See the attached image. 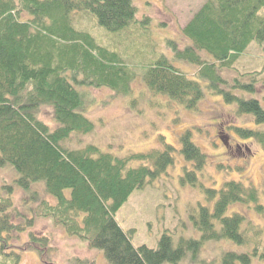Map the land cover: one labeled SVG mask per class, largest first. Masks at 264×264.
Instances as JSON below:
<instances>
[{
    "label": "trees",
    "instance_id": "1",
    "mask_svg": "<svg viewBox=\"0 0 264 264\" xmlns=\"http://www.w3.org/2000/svg\"><path fill=\"white\" fill-rule=\"evenodd\" d=\"M262 10L264 0H205L182 28L188 44L178 48L167 41L173 58L160 53L143 64L145 85L185 108H196L204 95L202 85L172 63L173 59L186 60L199 67L198 76L208 81L213 93L235 101L238 113H252L264 125L259 100L221 88L224 79L218 71L232 67L253 40L264 41ZM136 12L133 0H0V168L14 169L18 189L33 198L32 186L42 183L55 203L41 201L39 214L90 247L102 249L110 264H177L188 254L198 264H219L197 258L200 247L209 240L247 241L242 228L244 213L227 212L235 203L253 204L262 212L257 187L229 180L219 190L206 188V199L214 201L211 209L199 206L194 221L201 232L199 239L180 237L174 243L170 234L163 233L156 247L134 246L114 215L133 191L166 172L174 163L176 148L164 143L162 149L118 157L91 144L82 148L64 144L72 133L86 134L94 127L85 115L84 94L79 88L104 86L126 94L134 76L117 51L75 26V15L85 14L106 33L116 35L137 23ZM233 86L256 89L254 84L238 80ZM42 107L50 109L54 126L40 119ZM231 128L238 137L264 144V129ZM178 139L179 151L192 164V169L184 167L182 182L194 185L206 155L188 130ZM136 161L140 164L131 166ZM261 184L264 192V180ZM12 189L11 184L0 185V254L20 257L18 249H49L48 238L31 231L24 244H13L14 234L17 238L32 225L33 218L14 213ZM15 216H22L20 224ZM256 254V249L225 251L220 264H248Z\"/></svg>",
    "mask_w": 264,
    "mask_h": 264
},
{
    "label": "rangeland",
    "instance_id": "2",
    "mask_svg": "<svg viewBox=\"0 0 264 264\" xmlns=\"http://www.w3.org/2000/svg\"><path fill=\"white\" fill-rule=\"evenodd\" d=\"M204 1L133 0L137 8V23L116 35L106 33L85 14H76L74 18L75 26L91 32L98 43L117 51L134 76L126 94L104 86L79 88L84 94L85 115L94 127L86 134L72 133L64 144L70 148L91 144L118 157L162 149L164 143L176 148L174 163L166 172L133 191L114 215L119 226L129 233L134 246L146 244L156 247L163 233L170 234L174 243L180 237L199 239L201 232L194 222L199 206L205 205L211 209L214 201V198L206 199L204 190H219L225 181L235 180L246 187H257L259 203L264 206L261 184L264 180V144L256 139L238 137L231 128L264 129V125L256 122L252 113H238L235 101L228 102L223 94L213 93L208 81L198 76L199 67L186 60L173 59L172 63L203 87L204 95L194 109L185 108L164 94L151 92L143 80V64L160 53L173 58V50L167 41L175 42L178 48L188 44L182 28ZM261 13L264 14V11ZM145 18L148 20L143 21ZM263 49L264 41L253 40L232 67L218 71L224 79V83L219 84L221 88L244 98H256L264 108ZM203 56L210 59L205 54ZM237 80L254 84L255 91L233 86ZM39 117L54 126L48 107L40 109ZM187 130L191 140L206 155V163L197 172L194 185L182 182L184 167L192 169V164L179 151V135ZM139 164L136 161L131 166ZM16 177V171L10 166L0 168V185L13 186L11 198L14 213H22L33 220L31 226L17 234V238L14 234L12 242L15 245L24 244L27 233L31 231L39 237H47L49 249H18L20 257L0 254V264H81V260L88 261L84 264H110L102 249L90 247L87 241L67 234L50 217L39 214L41 201L55 203L45 193L42 183L32 186L36 197L33 198L31 193L18 189L14 181ZM232 212L244 213L242 228L247 241L243 244L228 239L204 241L197 258L220 264L225 251L241 253L256 249L257 254L251 257L248 264H264V207L262 212H257L253 204L235 203L229 207L227 214ZM14 221L20 224L22 216H15ZM251 225L253 228H250ZM177 264L198 262L188 254Z\"/></svg>",
    "mask_w": 264,
    "mask_h": 264
},
{
    "label": "flooded vegetation",
    "instance_id": "3",
    "mask_svg": "<svg viewBox=\"0 0 264 264\" xmlns=\"http://www.w3.org/2000/svg\"><path fill=\"white\" fill-rule=\"evenodd\" d=\"M228 147V146H227Z\"/></svg>",
    "mask_w": 264,
    "mask_h": 264
}]
</instances>
